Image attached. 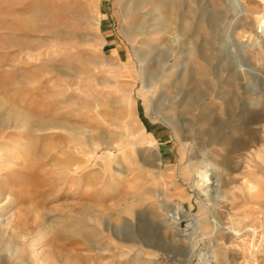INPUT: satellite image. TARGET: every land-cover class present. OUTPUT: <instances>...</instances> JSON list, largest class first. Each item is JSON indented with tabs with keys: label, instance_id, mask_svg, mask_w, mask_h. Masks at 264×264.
Segmentation results:
<instances>
[{
	"label": "rangeland",
	"instance_id": "374dc122",
	"mask_svg": "<svg viewBox=\"0 0 264 264\" xmlns=\"http://www.w3.org/2000/svg\"><path fill=\"white\" fill-rule=\"evenodd\" d=\"M263 238L264 0H0V264H264Z\"/></svg>",
	"mask_w": 264,
	"mask_h": 264
},
{
	"label": "bare ground",
	"instance_id": "6f19581e",
	"mask_svg": "<svg viewBox=\"0 0 264 264\" xmlns=\"http://www.w3.org/2000/svg\"><path fill=\"white\" fill-rule=\"evenodd\" d=\"M61 52H64V50H61ZM139 130H141L143 132V127L140 126L139 127ZM141 136H143V133H141ZM153 146L155 147V149L157 151L160 152V148L161 147H160V145L158 143H156V144L153 143ZM112 158H113V154L110 152V160H112ZM107 159H108V156L104 157L103 158V161H107ZM202 164H203V166H201V168H198L196 170V172H195L196 173V177H195V180H194V186H195V188L197 190L198 195H201V196H204L205 195V197H206V196H208L210 194V192L212 190H214L216 188V186H218V184H219V178H220L219 175H220V173H221L222 170H220L217 167H213L212 165L207 164L206 162H203ZM147 176H149V174ZM251 186H253V184H251ZM87 189L88 190H92L93 188H92L91 185H88L87 186ZM205 200H206V198H205ZM3 208H5L4 205L2 206V209ZM180 211L181 210H180V208L178 206L173 212H171L168 215V217L166 218V220L169 221L170 224H174L175 225L178 221H180L182 219V215H180ZM183 216L184 217H188V218H186L187 219V223L185 224V226L182 229V231L183 232H186L187 230H189L190 228H192L193 229V231H192L193 233L192 234L195 235V236H197L198 235V231L200 229V219L198 217H196V216H193V215L189 214V213H186ZM183 220H185V219H183ZM215 225H216L215 226L216 229H218L217 227H219V225L221 226V224H217V223ZM242 229H236V228L233 227V230L234 231L232 233L238 235V233ZM231 231H232V227H231ZM244 231H254L255 232L256 231V228L254 226L246 225L244 227ZM132 241H134L135 245L137 244V246L141 249L142 245L141 244H138V241H135V240H132ZM143 245H145L147 248H149V246H150V244H146V242H145V244L143 243ZM253 245H254V243H253ZM260 245H261V241L258 243L257 249H259ZM204 253H206V252H204ZM192 255H194V254H192V252H190L189 259L191 258ZM251 255H252V257L254 259H256V253H252ZM209 257L210 256H207V262H208V264H214V262ZM143 258H147L148 259L147 261H145V263H148V264L150 263L151 257H147L146 255H144V253H139V259H143ZM248 260H249V258H248ZM249 261L245 260V263L244 264H252ZM251 261H253V260H251Z\"/></svg>",
	"mask_w": 264,
	"mask_h": 264
}]
</instances>
